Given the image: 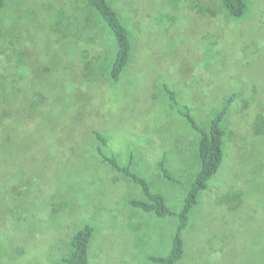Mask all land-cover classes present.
<instances>
[{"label": "rangeland", "instance_id": "374dc122", "mask_svg": "<svg viewBox=\"0 0 264 264\" xmlns=\"http://www.w3.org/2000/svg\"><path fill=\"white\" fill-rule=\"evenodd\" d=\"M110 2L132 45L117 83L108 78L112 34L91 20L83 25L68 9L60 18L59 4L47 0H10L0 12V264H65L61 255L70 252L72 237L85 226L93 228L89 264H125L123 258L126 264H157L149 258L168 255L176 216L132 211L129 199L140 190L101 161L96 137L99 132L108 138L120 165L131 161L133 173L152 181L163 152L157 151L161 143L147 138L152 132L147 121L166 129L174 151L166 153L165 167L179 184L163 188L175 196L184 193L178 207V198L166 201L178 212L196 172L186 141L200 135L186 120L164 117L167 98L159 89L174 93L175 108L187 109L206 131L220 102L237 95L243 96L245 113L264 124V0H245L247 12L239 19L230 18L217 0ZM32 67H45V131L38 135L17 128L24 123L17 98L27 94ZM142 129L146 137L138 134ZM164 136L158 134L160 140ZM256 146L253 193L264 188V179L255 184L264 177V141ZM107 151L103 148L111 156ZM223 166L212 180L232 175ZM222 202L216 207L200 198L179 264H264V230L235 243L239 223L233 204ZM208 208H216L213 220L206 223V212L203 223L200 210ZM126 227L129 232L121 231Z\"/></svg>", "mask_w": 264, "mask_h": 264}, {"label": "trees", "instance_id": "16d2710c", "mask_svg": "<svg viewBox=\"0 0 264 264\" xmlns=\"http://www.w3.org/2000/svg\"><path fill=\"white\" fill-rule=\"evenodd\" d=\"M10 0H0V12L4 10L6 4ZM50 3L59 4L56 7L60 18L66 13L67 9L71 15L79 14L83 25H87L91 20L103 31L110 32L113 37L112 58L108 64V78L111 82L117 83L121 74L126 68L131 57V40L130 34L123 23L116 8L110 0H47ZM223 10L230 18L239 19L247 12L245 0H217ZM68 3L73 4V8H69ZM60 13V14H59ZM111 42V41H110ZM96 47L99 45L94 44ZM100 47V46H99ZM114 52V53H113ZM34 67H32V70ZM34 74L28 81L27 94L17 98V103L21 105L20 116H23V122L18 125V129L29 128L35 132L42 133L45 131V67H35ZM44 75V79H43ZM42 76V80L37 82V78ZM42 87V91L39 88ZM170 98L175 101L172 92H169ZM230 99L224 108L220 109L216 116L210 121L208 130H204L197 125L192 119L188 110L183 113L187 120L191 123L195 130L201 136L198 144V153L200 166L195 175L194 180L188 187L187 194L183 200L182 207L178 212H172L164 197L161 194L153 193L149 189L148 184L142 178L131 174L128 168H122L118 165L114 157L104 155L103 148L107 146V139L99 132L96 137L100 141L98 153L101 161L109 163L112 168L122 172L124 175L132 179L137 184L143 194V199H132L128 204L133 208L141 209L147 213H152L158 218L176 216L177 224L171 241V248L165 257H152L151 260L158 264H179L184 257V233L189 227V216L198 202L199 193L206 189L207 182L216 174L222 161V138L223 130L221 122L227 112ZM26 116V117H25ZM41 135V134H40ZM162 172L166 179L176 182L162 163ZM93 235V228L85 226L83 229L75 233L71 239V250L63 259L66 264H88V246ZM186 245V243H185Z\"/></svg>", "mask_w": 264, "mask_h": 264}, {"label": "crops", "instance_id": "0c3cea01", "mask_svg": "<svg viewBox=\"0 0 264 264\" xmlns=\"http://www.w3.org/2000/svg\"><path fill=\"white\" fill-rule=\"evenodd\" d=\"M91 50H88V51H91ZM82 54H75L76 55L75 58L79 57V60H80ZM159 92L163 94V99L167 98V103H165V109L169 115L164 116V117H166L168 119H172L174 121H181V120L185 121L186 120V122H188L191 125V123L187 120V118L185 117L183 112L181 113V111H179L178 109L175 108L174 104L175 105H177V104L174 102H176V101H173L170 98L169 93H167L164 88L159 89ZM229 99H230V104L227 107V112H226V114H225V116L221 122L222 130H223V138H222L223 157H222V161H221V164L219 166V169H220L222 163H224L227 165V168L225 169L223 166V168H222L223 171H229L230 173H232V175L229 176L226 179V181L225 180L222 181L220 179V177H217L214 180H212L216 176V174L218 173V171H219V169H218L216 174H214L210 178L212 181L209 180L207 182L206 189H204L203 191H201L199 193L198 202H197L196 206L194 207V209L192 210L193 213L191 212V214L189 216V226L191 224V219H192L193 214L198 210V206L200 205L199 204L200 198L204 199L206 197V198L211 199L213 201V206H216V207L220 206L223 203L222 200H224V199L229 200V202L233 204V210L235 213V220H236V222L239 223V229L237 228L235 236H234L235 243H236L238 241V239H240V236L250 234V233H254V232H256V234H258V232L264 230V188L262 189L261 187H258L259 190H256L253 193L252 188H254V184H253L254 182H253V172L251 169L253 167L254 162L259 157V151L257 150L256 142L264 141V129H263L264 124H261L260 122H258L257 116L256 117L254 116L252 118V115H247V113H245L244 110L246 107L242 106L244 103L242 95H237L235 97L230 96V97L225 98L224 100H222V102H220V103H224L220 109H222L226 106L227 101ZM184 108H186V107L184 106ZM184 110H186V109H184ZM157 111H158V109H157ZM144 113H145V110H143L142 116H144ZM245 115H247L248 117H251V119H247ZM147 122L149 124H151V126L148 129L152 130L151 134L147 133V138L150 140V143L152 145L156 144L157 142L161 143V145L157 151H158V154L163 152V154L160 157L158 156V158H160V160L158 162V167H156L158 172L156 170L154 171L157 173L158 178L152 179V181L150 179V181H148L145 174L133 173L131 171V167H132L131 161H129L128 165H126V166L120 165L122 163L120 161L121 157L119 156L118 150L116 153H114L113 151H112V153L109 152V149H110L109 146L110 145L108 146L109 141H108V138H106L107 139L106 148H108L107 153H108V155L111 154V156H108V157H114L120 167L128 168L131 174H134L137 177L144 179L146 181V183L148 184L151 192L161 194L164 197L165 201H170V200H173L175 198H178V202H174L176 207H178L181 203V200L183 198L184 193H181L179 196H175V195L170 194L169 190H166L163 188V186H166V185L172 186L173 184H175V185L179 184V182L171 175V173L165 167V155H166V153H169V156H171L172 152L174 151L172 148L170 149V146L173 144V141L167 140L166 129H160L159 127L154 125L151 122L150 118L148 119ZM189 124H188V126H189ZM141 126H142V124H141ZM191 127L193 128L192 125H191ZM142 128H143V126H142ZM195 131L199 134V132L197 130H195ZM138 134L146 137V133L143 132V129L140 130ZM158 134L165 135V136L162 138V140H160L158 138ZM129 138H130V136H129ZM200 138H201V136H200ZM200 138L194 137L193 139H188L186 141L187 146L185 147V150L187 151V154L189 155V157H191L194 160L193 172L196 171L195 175L198 172V169L200 166L199 153H198V144H199ZM134 139H136V136L134 137ZM132 140H130V142ZM132 144L134 145V147L137 148L135 143H132ZM124 151H125V148H124ZM140 151H142V150H140ZM146 151H150V149H147ZM166 151H168V152H166ZM136 152L138 154L140 153L137 149H136ZM144 154L146 156H148L147 152H145ZM162 163L164 164L165 169L169 172V174L172 176V178L176 182H172V181H170L164 177L162 169H161ZM229 166H230V169H228ZM233 167L235 169H233ZM115 171H117V170H115ZM120 173H122V172H120ZM128 178L129 177H127V179ZM194 178H195V176H194ZM194 178H193V180H194ZM235 178H237V179H235ZM263 179H264V177L261 178L259 181H257L255 183L256 186H258L260 181H262ZM129 180L132 183H134L132 181V179L129 178ZM192 181H190L187 184L190 185V183ZM223 182H224V184L222 186H220ZM229 183H232V184L238 183V188L233 190V186L231 184H230L231 186L229 188V186H228ZM135 185L140 190V195L137 196V194H136V196L134 198L129 199V201L132 199H143L144 198L141 188L137 184H135ZM227 187H228L229 191H227ZM225 192H226V194H225ZM213 199H215V200H213ZM204 206L211 207V205L208 203L207 204L203 203V207ZM131 208H133V207H131ZM133 209L134 210H132V211H134L136 214H137V212L141 211L144 214H151L152 216H155L152 213H147V212H145L141 209H138V208H133ZM215 210H216V208H208V209H201L200 210V211H203V213H202L203 223H205L204 218L206 219V212L209 213L208 214L209 219H208V221L206 220V223L207 222L209 223L210 219L213 220L212 217L214 216L213 213ZM170 228L172 230V226ZM175 228H176V225H175ZM127 229L128 228L126 227V229H123L121 231L129 232L130 230H127ZM250 239H252V235H250ZM171 241H172V238H171ZM90 243H91V240H90ZM90 243H89V246H90ZM89 246H88V264H89V253H90ZM66 256L67 255H65V254L61 255L62 263H64L63 259ZM151 258L152 257H150L149 260H151ZM123 259H124L125 264L128 263V259H125V258H123ZM110 260H111V258H110Z\"/></svg>", "mask_w": 264, "mask_h": 264}]
</instances>
